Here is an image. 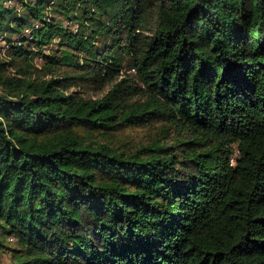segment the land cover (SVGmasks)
Returning <instances> with one entry per match:
<instances>
[{
	"label": "trees",
	"instance_id": "16d2710c",
	"mask_svg": "<svg viewBox=\"0 0 264 264\" xmlns=\"http://www.w3.org/2000/svg\"><path fill=\"white\" fill-rule=\"evenodd\" d=\"M0 40V264H264V0H0Z\"/></svg>",
	"mask_w": 264,
	"mask_h": 264
},
{
	"label": "rangeland",
	"instance_id": "374dc122",
	"mask_svg": "<svg viewBox=\"0 0 264 264\" xmlns=\"http://www.w3.org/2000/svg\"><path fill=\"white\" fill-rule=\"evenodd\" d=\"M11 4H16V2L15 1H13ZM0 46H3L4 45V41L2 40H0ZM37 62L38 63H41V60L40 59H38L37 60ZM135 71L134 70H126L125 71V73L124 74H122V77L121 78H124L125 79V83L126 84H132V85H136L138 82L135 80ZM137 82V83H136ZM138 85V84H137ZM136 85V86H137ZM108 89V88H107ZM104 92H96V93H93V95L94 96H96V97H99V96H101L102 94H103ZM1 261L3 262V263H7V262H9V255H7V254H3L2 256H1Z\"/></svg>",
	"mask_w": 264,
	"mask_h": 264
}]
</instances>
